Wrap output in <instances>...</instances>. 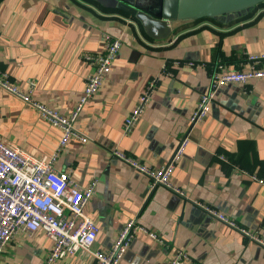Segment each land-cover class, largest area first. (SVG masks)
<instances>
[{
  "label": "crops",
  "instance_id": "1",
  "mask_svg": "<svg viewBox=\"0 0 264 264\" xmlns=\"http://www.w3.org/2000/svg\"><path fill=\"white\" fill-rule=\"evenodd\" d=\"M234 20L143 22L95 0H0V72L63 115L74 111L93 70L85 55L103 52L111 39L122 41L111 72L74 122L87 141L71 138L55 168L71 171L83 185L97 180L85 207L99 226L95 249L109 250L130 220L162 239L137 231L123 264H167L177 248L190 258L181 264H264L263 246L191 201L217 208L264 238V184L252 178L264 180V81L222 86L209 114L190 123L219 64L239 69L250 54H264V7ZM164 64L173 74L162 78L126 133V116ZM186 135L190 142L171 180L190 200L161 185L152 188L147 176L113 154L121 150L159 167ZM61 136L36 108L0 90V140L49 160ZM52 245L43 229L18 231L0 264H43ZM59 264L98 263L80 251Z\"/></svg>",
  "mask_w": 264,
  "mask_h": 264
},
{
  "label": "built area",
  "instance_id": "2",
  "mask_svg": "<svg viewBox=\"0 0 264 264\" xmlns=\"http://www.w3.org/2000/svg\"><path fill=\"white\" fill-rule=\"evenodd\" d=\"M121 46L122 41L114 38L108 42L103 52L85 55L86 60L94 67L86 78L83 93L74 111L68 116L33 100L29 94L23 93L10 82L6 72H0V90L19 96L26 105L36 108L43 117L62 130L56 152L49 160L35 158L20 148L0 140V255L13 236L22 230L34 232L43 229L52 240L51 251L43 264H59L65 257L80 251L87 252L98 264H123L125 253L137 231L159 239L155 233L138 224L136 220H130L120 230L109 250L95 249L94 243L98 237L99 226L87 215L85 207L95 193L97 180L83 185L72 177L71 171H58L55 168L58 154L71 138L87 141L88 138L74 128V122L86 102L100 90L105 76L113 68ZM175 64L180 62L175 61ZM172 74L167 64H164L162 71L150 78L138 102L125 118L126 133L132 132L141 119L162 78ZM254 80L264 81V54H250L239 69H230L225 64H219L213 74L211 88L202 93L190 114L191 126L209 114L216 94L222 86L234 83L247 87ZM189 142V136H184L170 160L159 167L140 162L121 150H114L113 154L137 172L147 176L152 188L161 185L190 200L185 190L171 180L172 172L177 162L184 156ZM252 178L264 184V180L257 176L252 175ZM191 201L209 216L217 218L264 247V238L258 233L244 228L215 207L198 200ZM159 241L162 242V239ZM189 259L183 249L177 248L167 264H181Z\"/></svg>",
  "mask_w": 264,
  "mask_h": 264
},
{
  "label": "water",
  "instance_id": "3",
  "mask_svg": "<svg viewBox=\"0 0 264 264\" xmlns=\"http://www.w3.org/2000/svg\"><path fill=\"white\" fill-rule=\"evenodd\" d=\"M141 21L182 23L202 18L236 19L264 0H95Z\"/></svg>",
  "mask_w": 264,
  "mask_h": 264
},
{
  "label": "trees",
  "instance_id": "4",
  "mask_svg": "<svg viewBox=\"0 0 264 264\" xmlns=\"http://www.w3.org/2000/svg\"><path fill=\"white\" fill-rule=\"evenodd\" d=\"M264 7V2H261L259 3L258 5L254 6L249 12H247L246 14H244L243 16L239 17V18H236L233 22H238V21H241V20H245V19H249L251 18L257 10L261 9ZM114 10H118L126 15H129L130 17H133L135 19H137L136 16L124 11V10H121V9H118V8H115ZM218 19L220 18H202V19H198V20H192V22H199V21H202V20H213L215 22L218 21Z\"/></svg>",
  "mask_w": 264,
  "mask_h": 264
}]
</instances>
